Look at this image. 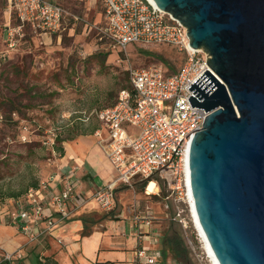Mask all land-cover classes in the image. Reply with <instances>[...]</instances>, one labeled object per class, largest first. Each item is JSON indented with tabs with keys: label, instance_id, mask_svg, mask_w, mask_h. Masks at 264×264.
<instances>
[{
	"label": "rangeland",
	"instance_id": "obj_1",
	"mask_svg": "<svg viewBox=\"0 0 264 264\" xmlns=\"http://www.w3.org/2000/svg\"><path fill=\"white\" fill-rule=\"evenodd\" d=\"M56 1L90 22L104 19L101 0ZM18 23L8 0H0V220L9 223L2 216L19 207L17 201H24L29 189L48 185L59 174L62 154L57 147L65 141L56 138L52 144V136L69 140L85 133L97 142L90 132L103 125L97 117L86 120L83 111L113 105L119 91L131 87L134 70L163 65L173 73L186 58L168 45L131 44L127 52L108 50L97 30L73 22L61 34H40L26 26L16 32L11 46L9 30ZM153 180L159 182V190L152 194L140 190L139 178L125 184L117 192V209L140 202L150 209L162 234L171 231L181 237L187 249L183 264H213L192 221L186 194L173 191L172 177L160 173ZM94 210L93 219L110 212L99 206ZM35 243L27 242L24 251L31 253Z\"/></svg>",
	"mask_w": 264,
	"mask_h": 264
},
{
	"label": "built area",
	"instance_id": "obj_2",
	"mask_svg": "<svg viewBox=\"0 0 264 264\" xmlns=\"http://www.w3.org/2000/svg\"><path fill=\"white\" fill-rule=\"evenodd\" d=\"M101 1L104 19L93 23L56 0H8L19 21L17 28L9 30L10 44H16L14 35L26 26L40 34H61L73 22L83 23L85 30H97L108 50L127 52L131 44L168 45L186 58L173 73L163 65L134 70L131 87L121 89L113 105L83 111L86 120L97 117L105 129V136L100 129L96 134L114 170V180L96 189L91 197L76 190L73 173L63 178L64 187L54 191L50 199L44 193L47 184L29 189L25 200L17 201L19 207L2 216L16 224L29 243L39 240L45 232H52L59 222L70 219L92 200L112 211L117 187L121 183L131 185L136 178L150 182L162 173L173 178V191L189 198L190 146L210 114L205 108L192 106L189 97L193 91L189 86L207 69L216 75L207 62L210 55L193 48L188 28L151 0ZM56 137L52 136L48 142L56 143ZM140 209L138 202L128 206L135 223L144 229L145 225H151V220ZM41 223H45L44 229L35 232L34 226ZM24 249L4 252L0 264H21L27 257ZM147 252V247L141 245L138 257L143 262L156 263V258Z\"/></svg>",
	"mask_w": 264,
	"mask_h": 264
},
{
	"label": "water",
	"instance_id": "obj_3",
	"mask_svg": "<svg viewBox=\"0 0 264 264\" xmlns=\"http://www.w3.org/2000/svg\"><path fill=\"white\" fill-rule=\"evenodd\" d=\"M210 57L189 152L194 209L219 264H264V0H155Z\"/></svg>",
	"mask_w": 264,
	"mask_h": 264
},
{
	"label": "crops",
	"instance_id": "obj_4",
	"mask_svg": "<svg viewBox=\"0 0 264 264\" xmlns=\"http://www.w3.org/2000/svg\"><path fill=\"white\" fill-rule=\"evenodd\" d=\"M98 129L102 135H106L103 127H95L90 133H94L97 142L87 139L85 134L64 142L61 168L44 190L46 199H50L54 191L64 187V180L70 173L74 174L76 190L86 197H91L96 189L114 180L115 173L99 143V135L96 134ZM124 185H119L116 189L115 207L112 211L93 219L94 208L98 207L96 201L83 205L70 219L59 222L52 232L42 234L21 264H141L143 260L137 254L141 245L147 247L148 255L156 258L157 262L154 264H162L164 261L172 264V260L177 264L172 252H167L166 257L164 256V234L148 207L143 209L139 202L143 216L151 220V225H145L144 229H140L135 223L128 205L117 209V192ZM86 223L88 232L83 234ZM44 225L45 223L35 225L34 231H42ZM26 237L16 224L0 220V257L6 251L25 248ZM41 259H44L43 263L40 262ZM142 264L151 263L144 261Z\"/></svg>",
	"mask_w": 264,
	"mask_h": 264
},
{
	"label": "trees",
	"instance_id": "obj_5",
	"mask_svg": "<svg viewBox=\"0 0 264 264\" xmlns=\"http://www.w3.org/2000/svg\"><path fill=\"white\" fill-rule=\"evenodd\" d=\"M81 134H85V133H81ZM57 141H61L64 142L67 139H62L60 137H56ZM69 139H73V138H69ZM57 149L61 152L62 155H64V147L63 145H58ZM154 177H152L151 179H153ZM148 184V180L143 181L142 186L140 188V190H145L146 186ZM39 185H34V187H38ZM166 187L162 188V193L165 194ZM27 192V191H26ZM25 192V193H26ZM24 193V195H25ZM0 202L2 203L3 201L0 200ZM86 222V219H85ZM88 232V225L86 223L85 225V229L83 231V234H87ZM162 244H163V254L166 257L167 252H172L177 264H183L182 262V258L184 256L187 255V249L185 244L183 243L181 237H176L174 234L171 233V231H167L164 233L163 237H162ZM162 264H168L167 261H164Z\"/></svg>",
	"mask_w": 264,
	"mask_h": 264
},
{
	"label": "bare ground",
	"instance_id": "obj_6",
	"mask_svg": "<svg viewBox=\"0 0 264 264\" xmlns=\"http://www.w3.org/2000/svg\"><path fill=\"white\" fill-rule=\"evenodd\" d=\"M151 1L155 4H157L155 0H151ZM189 183H190V179H189V175H188V185H189ZM158 190H159V187H158L156 180H151L150 182H148V184L146 186V193L152 194ZM188 202H190V204H189L190 205V213H191V217H192V221L194 223V226L201 233L203 247L206 250V252L209 254L213 264H219L217 258L215 257V254L211 248V245H210L209 241L207 240V237H206L201 225L199 224V221H198L195 209H194V198H193V195H192L190 190H189Z\"/></svg>",
	"mask_w": 264,
	"mask_h": 264
}]
</instances>
